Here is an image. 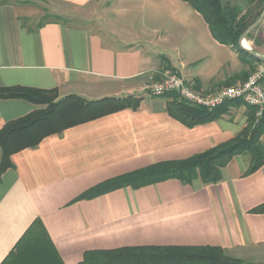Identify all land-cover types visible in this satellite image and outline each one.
I'll return each instance as SVG.
<instances>
[{
  "label": "crops",
  "instance_id": "crops-1",
  "mask_svg": "<svg viewBox=\"0 0 264 264\" xmlns=\"http://www.w3.org/2000/svg\"><path fill=\"white\" fill-rule=\"evenodd\" d=\"M59 1L98 5L82 24L58 12L45 21L28 19L23 4L0 2V86L142 100L137 108L70 126L12 154L14 166L0 178V264L36 219L63 264H79L89 249L204 244L264 263V212L251 211L264 202V164L246 173L249 151L234 155L217 182L172 177L77 198L105 179L228 141L255 115L253 106L233 101L218 118L188 126L168 112V97L145 89L158 70L177 69L210 92L243 81L258 62L218 41L186 0ZM39 106L0 97V128ZM260 141L264 147V122Z\"/></svg>",
  "mask_w": 264,
  "mask_h": 264
},
{
  "label": "trees",
  "instance_id": "trees-1",
  "mask_svg": "<svg viewBox=\"0 0 264 264\" xmlns=\"http://www.w3.org/2000/svg\"><path fill=\"white\" fill-rule=\"evenodd\" d=\"M198 10L210 27L213 36L221 43L235 48L242 59L251 64L261 62L254 54L244 49L240 37L262 13L264 0H245L247 5L225 4L222 0H186ZM59 18V17H57ZM247 57V59H246ZM251 73H247L243 80ZM168 97L167 110L188 126L218 118L227 109L228 100L212 109L193 106L180 99L174 92ZM1 98H24L38 105L33 111L7 121L0 128V178L2 173L14 166L12 154L38 145L44 137L62 132L64 129L83 123L126 107L137 108L142 97L134 94L106 96L87 99L78 94L59 97L57 88H38L26 85L0 86ZM255 115L234 138L219 143L185 159L154 162L123 174L105 179L90 187L77 198H87L109 192L122 186L135 188L167 178L176 177L184 183L200 178L204 183L221 180L222 168L236 154H251L246 173L254 172L264 164V147L260 141L263 131L264 113ZM263 213L264 202L251 208ZM48 231L40 219H36L19 238L15 248L1 264H63ZM79 264H264L244 261L229 255L220 245H137L114 249H89Z\"/></svg>",
  "mask_w": 264,
  "mask_h": 264
},
{
  "label": "built area",
  "instance_id": "built-area-1",
  "mask_svg": "<svg viewBox=\"0 0 264 264\" xmlns=\"http://www.w3.org/2000/svg\"><path fill=\"white\" fill-rule=\"evenodd\" d=\"M158 77L151 76L144 87L154 95L174 92L180 99L193 106L212 109L228 100L241 99L246 105L256 108L257 118L264 113V61L245 80L224 86L210 92H203L187 80L177 69L164 67L157 71Z\"/></svg>",
  "mask_w": 264,
  "mask_h": 264
},
{
  "label": "rangeland",
  "instance_id": "rangeland-1",
  "mask_svg": "<svg viewBox=\"0 0 264 264\" xmlns=\"http://www.w3.org/2000/svg\"><path fill=\"white\" fill-rule=\"evenodd\" d=\"M0 2H18L23 4L24 9L28 13H30V16L27 17L28 19L32 18L34 20L40 19L41 21H45L52 18V13L58 12L65 14L64 16H67L71 21L82 24L89 21L87 14H90L92 12L95 5H98L96 2H94V4L92 3V5L89 4L85 7H79L74 4L62 3V1L59 0H0ZM236 3L238 2L232 3L230 5H235ZM245 38H247L248 43L253 50L259 51L260 53L264 54V18L252 27L251 31ZM256 67L257 64L255 65L254 69ZM227 85H232V83L222 85L217 89H220Z\"/></svg>",
  "mask_w": 264,
  "mask_h": 264
},
{
  "label": "water",
  "instance_id": "water-1",
  "mask_svg": "<svg viewBox=\"0 0 264 264\" xmlns=\"http://www.w3.org/2000/svg\"><path fill=\"white\" fill-rule=\"evenodd\" d=\"M264 18V10L262 11V13L260 14V16L252 23L248 26V28L244 31V33L241 35L240 37V44L244 49H247L250 53L254 54L257 58H259L260 60L264 61V54L260 53L259 51H255L249 47H246L243 43L244 39L246 40L248 33L251 31L252 27L254 25H256L259 21H261Z\"/></svg>",
  "mask_w": 264,
  "mask_h": 264
},
{
  "label": "bare ground",
  "instance_id": "bare-ground-1",
  "mask_svg": "<svg viewBox=\"0 0 264 264\" xmlns=\"http://www.w3.org/2000/svg\"><path fill=\"white\" fill-rule=\"evenodd\" d=\"M243 43H244V45H245L246 47L251 48V46H250V44L248 43V40H247V39H246V40L244 39Z\"/></svg>",
  "mask_w": 264,
  "mask_h": 264
}]
</instances>
